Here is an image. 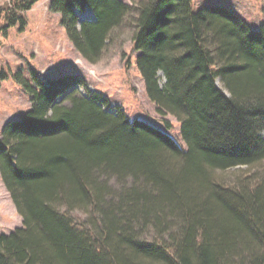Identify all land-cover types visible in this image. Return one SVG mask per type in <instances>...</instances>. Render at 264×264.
Here are the masks:
<instances>
[{"label": "trees", "instance_id": "obj_1", "mask_svg": "<svg viewBox=\"0 0 264 264\" xmlns=\"http://www.w3.org/2000/svg\"><path fill=\"white\" fill-rule=\"evenodd\" d=\"M37 1L2 5L0 34L23 28ZM87 7L94 18L80 20ZM48 8L93 63L116 29L133 28L146 94L178 119L186 148L109 112L75 72L17 71L32 105L0 131V176L23 226L0 234V264H264V22L193 0Z\"/></svg>", "mask_w": 264, "mask_h": 264}, {"label": "rangeland", "instance_id": "obj_2", "mask_svg": "<svg viewBox=\"0 0 264 264\" xmlns=\"http://www.w3.org/2000/svg\"><path fill=\"white\" fill-rule=\"evenodd\" d=\"M123 1L130 3L133 0ZM8 2L0 0V7ZM48 2L38 0L23 12L26 18L23 28L16 24L8 28L6 35L0 34V131L6 122L20 118L32 105L30 95L15 78L17 71H21L27 79H30L32 69L49 76L75 72L86 79L89 90H98L108 98L109 106L105 109L109 112L116 113L120 109L131 119L147 120L186 148L178 119L170 113L160 114L146 94L136 65L139 51L133 48V28L124 24L116 29L115 38L102 51L98 61L93 63L74 47L60 22V14L50 11ZM209 3L227 7L252 29H258L264 22V0H193V9L198 10ZM77 13L80 20L94 18L89 7ZM3 21L0 16V27ZM75 88L84 95L88 94L82 86ZM236 169L233 167L219 174L232 179ZM80 214L84 216L83 213L76 215L81 218ZM22 223L23 219L0 176V234L22 227Z\"/></svg>", "mask_w": 264, "mask_h": 264}, {"label": "bare ground", "instance_id": "obj_3", "mask_svg": "<svg viewBox=\"0 0 264 264\" xmlns=\"http://www.w3.org/2000/svg\"><path fill=\"white\" fill-rule=\"evenodd\" d=\"M90 20V19H89Z\"/></svg>", "mask_w": 264, "mask_h": 264}]
</instances>
